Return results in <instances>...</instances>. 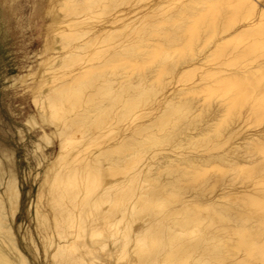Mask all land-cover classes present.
Segmentation results:
<instances>
[{"label":"bare ground","instance_id":"obj_1","mask_svg":"<svg viewBox=\"0 0 264 264\" xmlns=\"http://www.w3.org/2000/svg\"><path fill=\"white\" fill-rule=\"evenodd\" d=\"M0 4L45 19L12 77L33 227L0 144V264H264V0Z\"/></svg>","mask_w":264,"mask_h":264},{"label":"rangeland","instance_id":"obj_2","mask_svg":"<svg viewBox=\"0 0 264 264\" xmlns=\"http://www.w3.org/2000/svg\"><path fill=\"white\" fill-rule=\"evenodd\" d=\"M31 1L17 0L23 13H29L28 2ZM2 10L6 11L7 21L4 23L3 19H0V144L15 149L20 173H26V175L31 173L27 176V180H23L22 206L18 213V219H22L26 224L30 223L33 227L26 207L30 199H36L38 182L33 180V176L37 171V164L31 152L26 155V146H28V150H31L30 138H35V132L26 130L25 118L29 113L35 111V105L32 102L30 90L23 88L25 84L13 83L12 77L26 72L30 64H35L33 54L41 44L45 19L42 16L33 17L29 24L25 19L27 16L18 18L14 15L13 17L9 6L3 7L0 4V11ZM262 125H264V120L259 126ZM22 127L24 139L19 138L18 128ZM55 145L54 147L57 149V145Z\"/></svg>","mask_w":264,"mask_h":264}]
</instances>
